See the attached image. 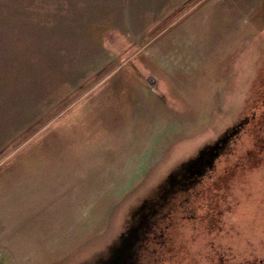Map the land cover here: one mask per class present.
Instances as JSON below:
<instances>
[{
  "label": "rangeland",
  "instance_id": "obj_1",
  "mask_svg": "<svg viewBox=\"0 0 264 264\" xmlns=\"http://www.w3.org/2000/svg\"><path fill=\"white\" fill-rule=\"evenodd\" d=\"M263 79L264 0H0V264L104 244ZM239 174L238 217L264 225V162Z\"/></svg>",
  "mask_w": 264,
  "mask_h": 264
},
{
  "label": "flooded vegetation",
  "instance_id": "obj_2",
  "mask_svg": "<svg viewBox=\"0 0 264 264\" xmlns=\"http://www.w3.org/2000/svg\"><path fill=\"white\" fill-rule=\"evenodd\" d=\"M250 105L216 141L135 194L110 239L69 264H264V225L245 227L237 194L226 191L246 167L264 162V79Z\"/></svg>",
  "mask_w": 264,
  "mask_h": 264
},
{
  "label": "water",
  "instance_id": "obj_3",
  "mask_svg": "<svg viewBox=\"0 0 264 264\" xmlns=\"http://www.w3.org/2000/svg\"><path fill=\"white\" fill-rule=\"evenodd\" d=\"M148 81H149L152 85H156V83H157V82H156V81H157L156 78H155L154 76H152V75L148 77Z\"/></svg>",
  "mask_w": 264,
  "mask_h": 264
}]
</instances>
